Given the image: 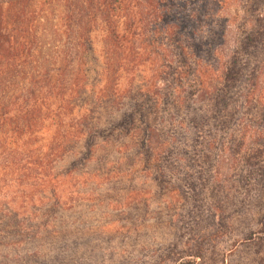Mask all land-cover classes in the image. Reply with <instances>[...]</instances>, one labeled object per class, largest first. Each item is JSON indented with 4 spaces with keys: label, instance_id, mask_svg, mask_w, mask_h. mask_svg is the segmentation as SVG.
Instances as JSON below:
<instances>
[{
    "label": "trees",
    "instance_id": "1",
    "mask_svg": "<svg viewBox=\"0 0 264 264\" xmlns=\"http://www.w3.org/2000/svg\"><path fill=\"white\" fill-rule=\"evenodd\" d=\"M1 5L4 218L60 205L103 148L173 211L157 223L167 238L136 231L139 254L118 264H264V0ZM64 254L24 260L94 264Z\"/></svg>",
    "mask_w": 264,
    "mask_h": 264
},
{
    "label": "rangeland",
    "instance_id": "2",
    "mask_svg": "<svg viewBox=\"0 0 264 264\" xmlns=\"http://www.w3.org/2000/svg\"><path fill=\"white\" fill-rule=\"evenodd\" d=\"M0 9L4 10L5 5ZM118 158L113 151L101 148L94 156L96 162L85 170L86 174L82 175L84 170L78 167L79 175L68 180L58 195L60 205L47 195L48 199L37 201L17 219L0 214V264H28L24 260L27 255L37 257V253L51 257L65 253L59 256L68 258L76 254L94 264H118L120 249L125 251L126 259L139 254L138 242L134 240L136 231L147 230L146 240L167 238L157 223L161 225L168 215L173 216V211L166 210L168 199L157 193L150 181L149 189L143 186L142 175L124 168L113 171L112 164ZM62 167L61 163L56 168ZM186 184L183 180L180 187ZM169 204L179 210L177 203ZM188 205L191 207L192 201L186 202L185 208ZM118 242L123 244L122 248ZM74 243H82V249L75 251ZM70 244L73 247L66 249ZM35 261L30 260L29 264Z\"/></svg>",
    "mask_w": 264,
    "mask_h": 264
}]
</instances>
